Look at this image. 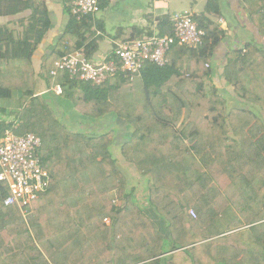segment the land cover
<instances>
[{
  "label": "trees",
  "instance_id": "16d2710c",
  "mask_svg": "<svg viewBox=\"0 0 264 264\" xmlns=\"http://www.w3.org/2000/svg\"><path fill=\"white\" fill-rule=\"evenodd\" d=\"M18 3L0 0V15L2 4L9 14L30 6ZM239 7L251 39L225 56L220 75L211 64L227 32L200 17L202 45L173 46L165 67L149 64L133 80L117 75L100 87L51 76L64 56L98 51L93 16L71 15L38 73L33 57L50 20L32 16L35 35L23 39L0 27V98L20 93L0 138L8 130L38 136L51 177L26 216L4 204L0 183V264H264V0ZM206 11L220 13L219 0ZM111 115L112 129L86 128ZM114 127L128 128L125 140ZM116 149L145 182L142 198Z\"/></svg>",
  "mask_w": 264,
  "mask_h": 264
},
{
  "label": "crops",
  "instance_id": "0c3cea01",
  "mask_svg": "<svg viewBox=\"0 0 264 264\" xmlns=\"http://www.w3.org/2000/svg\"><path fill=\"white\" fill-rule=\"evenodd\" d=\"M15 1L18 7H22V4L18 3L19 1L22 3L28 1L30 4L28 9L15 14H9L11 8L6 4H2L1 11L5 12V14L0 15V27L11 26L15 39H23L24 36L35 35L30 31L27 32L28 20L32 16H36L37 20L48 18L51 22L48 34L33 57L32 64L36 73H38L43 60L56 48L59 39L63 36L71 21L69 9L71 10L72 0ZM208 1L102 0L99 12L92 17L96 25L97 37L99 38V48L91 60L100 62L102 59L111 56L114 48L121 45L119 40L124 43L145 37L171 35L173 33L171 16L175 13L189 12L193 15L197 25L200 17H205L217 24L220 20L224 21V25L218 24V26L227 32V38L217 47L211 64L220 75L225 63V56L233 49H239L246 44L251 39V32L244 29L247 20L241 12L239 0H219L221 11L217 15L206 11ZM224 13L230 17V20L224 17ZM166 23H168V26H165ZM37 27L40 28L41 26L38 25ZM3 37L6 39L8 35ZM103 48L109 51L105 52ZM215 81L219 82V79L216 78ZM41 91L45 92V90ZM18 107L19 104L16 107H11V111L17 110ZM0 112V123L3 121L9 123L13 119L9 115L8 108L3 107ZM67 116L71 118L70 115L67 114ZM116 123L117 117L115 118L114 115H111L107 116L104 121L96 126L87 125L88 127L86 126V128L90 131L97 130L100 132L112 129L111 126L113 127ZM114 129H117L118 141L122 142L125 140L126 136L121 134V132H126L128 128L114 127Z\"/></svg>",
  "mask_w": 264,
  "mask_h": 264
},
{
  "label": "built area",
  "instance_id": "2783aa9c",
  "mask_svg": "<svg viewBox=\"0 0 264 264\" xmlns=\"http://www.w3.org/2000/svg\"><path fill=\"white\" fill-rule=\"evenodd\" d=\"M177 1V0H155ZM102 0H72L71 15L81 19L94 16L100 10ZM173 33L164 36L145 37L122 43L114 55L95 62L83 52L77 51L64 56L56 62L51 76L66 72L72 78L100 87L109 79L123 75L133 80L140 76L147 65L165 67L169 63L168 53L173 46L197 48L205 39V31L200 29L189 12L175 13L171 16ZM221 26L224 21L218 22ZM59 95L63 89L54 88ZM41 139L34 134L19 136L8 130L0 138V183L5 189L4 204L16 205L24 216L26 207L37 200L51 183L49 172L43 167L39 150ZM190 215L196 218L194 210Z\"/></svg>",
  "mask_w": 264,
  "mask_h": 264
},
{
  "label": "rangeland",
  "instance_id": "374dc122",
  "mask_svg": "<svg viewBox=\"0 0 264 264\" xmlns=\"http://www.w3.org/2000/svg\"><path fill=\"white\" fill-rule=\"evenodd\" d=\"M224 17L228 20H230V17L227 16L226 13L223 14ZM246 31V30H245ZM119 43H123L122 40H119ZM245 45V44H244ZM244 45L241 47V49L244 47ZM264 45V44H263ZM103 51L107 52L109 50H106L103 48ZM219 86H221L220 82L218 83ZM42 90H45V86L41 88ZM19 99H20V93L15 91V94L13 95L12 98L10 99H4L0 98V109L3 107L8 108V111H11V107H16V105L19 104ZM1 113V112H0ZM2 117V116H1ZM115 156L118 159V165L120 169L125 173L129 180L130 188H134L137 192V198H142V190L145 188V182L142 180L136 169H134L132 166L129 165L123 158L121 151L119 149L115 150ZM141 203L143 202L142 200L140 201ZM231 217L225 216L223 220L226 222L224 224L230 223L231 222ZM109 224V220L106 221ZM222 229H225L224 227H221Z\"/></svg>",
  "mask_w": 264,
  "mask_h": 264
}]
</instances>
